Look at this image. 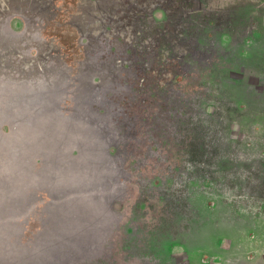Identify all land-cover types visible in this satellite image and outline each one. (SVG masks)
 <instances>
[{
	"label": "rangeland",
	"instance_id": "obj_1",
	"mask_svg": "<svg viewBox=\"0 0 264 264\" xmlns=\"http://www.w3.org/2000/svg\"><path fill=\"white\" fill-rule=\"evenodd\" d=\"M0 187V264H264V0H0Z\"/></svg>",
	"mask_w": 264,
	"mask_h": 264
},
{
	"label": "bare ground",
	"instance_id": "obj_2",
	"mask_svg": "<svg viewBox=\"0 0 264 264\" xmlns=\"http://www.w3.org/2000/svg\"><path fill=\"white\" fill-rule=\"evenodd\" d=\"M92 7V6H91ZM93 8V7H92ZM101 8V7H100ZM84 10H85V8H83ZM89 9V8H88ZM90 10V9H89ZM91 10H93L94 11V9H91ZM87 10H85V12H86ZM89 12V11H88ZM92 12V11H91ZM91 12H89V13H91ZM96 12H97V10H96ZM94 13H95V11H94ZM81 14V13H80ZM84 14V13H83ZM82 14V15H83ZM86 15V14H85ZM91 15V14H90ZM72 16V15H71ZM88 16V15H87ZM91 16H93V13H92V15ZM80 17H81V15H80ZM74 18V17H73ZM89 18H90V16H89ZM88 19V18H87ZM73 20V19H72ZM81 20H83V19H81ZM88 22V21H87ZM78 24H79V22H77ZM85 23H86V21L84 22V25H85ZM90 23V22H89ZM80 25H81V23H80ZM86 25H88V24H86ZM93 25V24H92ZM79 26V25H78ZM84 27V26H83ZM85 27H89V25L88 26H85ZM91 27V26H90ZM90 30L92 29V28H89ZM85 30H87V29H85ZM51 45V44H50ZM40 47H41V45H40ZM43 47H44V45H43ZM52 49H54V48H52ZM44 50V49H43ZM58 50V49H57ZM50 51V50H49ZM55 51V50H54ZM45 52V51H44ZM54 53V52H53ZM57 54H58V52H57ZM43 62V61H42ZM30 63H32V62H30ZM32 64H34V63H32ZM31 64V65H32ZM44 66V65H43ZM89 68V67H88ZM87 68V69H88ZM41 69V68H40ZM50 69H53V68H50ZM36 70V69H35ZM39 70V69H38ZM84 70V69H83ZM30 71V70H29ZM42 71H43V68H42ZM46 71H47V69H46ZM58 71V70H57ZM85 71H86V69H85ZM48 72V71H47ZM46 72V73H47ZM50 72V71H49ZM54 72V71H53ZM40 73L42 74V72L40 71ZM45 73V72H44ZM61 73L59 72V75H60ZM50 75V74H49ZM39 76V75H38ZM42 76H44V75H42ZM45 76H46V74H45ZM37 77V76H36ZM40 77H41V75H40ZM35 78V77H34ZM45 78V77H44ZM46 78H47V76H46ZM45 78V79H46ZM48 78H50V77H48ZM40 79H42V78H40ZM62 81V80H61ZM58 82V81H57ZM43 83V82H42ZM83 87V86H82ZM40 110V109H39ZM44 114V113H43ZM15 116V115H14ZM17 116V115H16ZM18 117V116H17ZM47 117V116H46ZM74 118V117H73ZM36 119V118H35ZM74 120V119H73ZM16 121V120H15ZM18 121V120H17ZM16 121V122H17ZM45 121V120H44ZM49 121V120H48ZM42 123V122H41ZM49 123V122H48ZM33 125V124H32ZM46 125V124H45ZM74 125V124H73ZM47 126V125H46ZM19 127V126H18ZM41 127V126H40ZM14 128V127H13ZM29 129V128H28ZM38 129V128H37ZM39 131H41V130H39ZM39 131H38V133H39ZM37 132V131H36ZM33 134V133H32ZM36 134V133H35ZM40 134V133H39ZM49 134V133H48ZM36 136V135H35ZM31 138H33V137H31ZM20 143V142H19ZM21 144V143H20ZM42 144H43V142H42ZM23 145V144H22ZM17 146V145H16ZM19 147V146H18ZM14 148V147H13ZM15 148H17V147H15ZM18 150V149H17ZM49 151V150H48ZM44 153V152H43ZM46 153V152H45ZM46 155V154H45ZM47 156H49V155H47ZM51 157V156H50ZM50 161V160H49ZM50 162H52V161H50ZM47 163V162H46ZM44 165H45V163H44ZM9 184V183H8ZM3 185V184H2ZM5 185V184H4ZM7 185V184H6ZM5 187V186H4ZM6 188H7V186H6ZM0 189H2V191H3V188L2 187H0ZM8 189V188H7ZM16 190H17V188H16ZM4 191H6L5 189H4ZM3 191V192H4ZM13 191V190H12ZM3 192L1 193L2 194V197L5 195V194H3ZM16 192V191H15ZM5 193V192H4ZM7 196H8V193L6 194ZM10 196H12V198L14 197V194H12V195H10ZM1 196H0V198H2ZM5 197V196H4ZM15 197H17V196H15ZM7 198V197H6ZM11 198V197H10ZM3 199V198H2ZM5 199V198H4ZM3 199V200H4ZM3 200H1L2 202H4ZM7 200V199H6ZM9 200V199H8ZM17 200V199H16ZM10 202H11V199H10ZM14 202V201H13ZM17 202H18V200H17ZM9 203V202H8ZM12 203V202H11ZM14 203H16V201L14 202ZM19 203V202H18ZM17 203V204H18ZM3 204V203H2ZM8 206H9V204H8ZM11 206V205H10ZM10 206H9V208H10ZM14 206V205H13ZM11 209V208H10ZM13 209H14V207H13ZM47 223V222H46Z\"/></svg>",
	"mask_w": 264,
	"mask_h": 264
}]
</instances>
